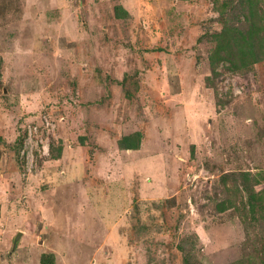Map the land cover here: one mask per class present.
<instances>
[{"label": "rangeland", "instance_id": "rangeland-1", "mask_svg": "<svg viewBox=\"0 0 264 264\" xmlns=\"http://www.w3.org/2000/svg\"><path fill=\"white\" fill-rule=\"evenodd\" d=\"M237 3L0 0V264H264V20Z\"/></svg>", "mask_w": 264, "mask_h": 264}, {"label": "trees", "instance_id": "trees-1", "mask_svg": "<svg viewBox=\"0 0 264 264\" xmlns=\"http://www.w3.org/2000/svg\"><path fill=\"white\" fill-rule=\"evenodd\" d=\"M235 2H238L237 4H239V6H238V7H240L239 11L246 12V14H253L252 17L249 15L250 18H252V19L258 18L259 20H264V14H263L262 9L261 8H254L255 4H256V2L254 0H225V1L224 0H215V3L220 4V7L222 8V10H224L223 15L221 16L222 19L224 18L225 20H227L225 18L226 14H227L226 12L232 6H233L232 10H234ZM243 14L245 15V13H243ZM226 27H227V25H226ZM226 27L222 29L223 30L222 32L224 34L225 33L227 34L228 33L227 31H229V29H226ZM260 32H262V28L256 29V33H255L256 43L258 41L257 37L260 35ZM244 34L254 35L251 31H246V30H245ZM231 36L232 35H230L229 38L225 37V38H227L226 40H224V44H226V47H228L227 43L233 44L231 42V39H230ZM219 46H220V44H218V49H216V51H219V53H222V52H220L221 50H219V48H220ZM236 48H237V45H233V49H236ZM259 51H260V47H256L254 50H250V55L253 58V60H252L253 62H260L261 59L259 57ZM245 55H246L245 51H242V56H237L239 58L240 63H243V64L248 63V60L246 59ZM237 57L234 56L232 59H230V57H222L218 54H215L214 56L212 55V61H214L217 64L221 60H226V62H228V61L230 63L232 62V67H234V65L237 64V59H238ZM217 65L213 66L212 72H215ZM240 68L241 67L238 65L235 69L239 70ZM140 142H141V133L140 132L132 133V134H129V135H127L121 139L120 148L124 149V150L125 149L126 150H137L140 147Z\"/></svg>", "mask_w": 264, "mask_h": 264}]
</instances>
